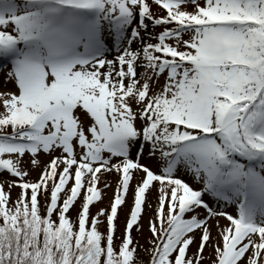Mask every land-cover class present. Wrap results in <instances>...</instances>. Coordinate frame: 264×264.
<instances>
[{
	"label": "snow or ice",
	"instance_id": "1",
	"mask_svg": "<svg viewBox=\"0 0 264 264\" xmlns=\"http://www.w3.org/2000/svg\"><path fill=\"white\" fill-rule=\"evenodd\" d=\"M0 64V264H264V0H0Z\"/></svg>",
	"mask_w": 264,
	"mask_h": 264
},
{
	"label": "rangeland",
	"instance_id": "2",
	"mask_svg": "<svg viewBox=\"0 0 264 264\" xmlns=\"http://www.w3.org/2000/svg\"><path fill=\"white\" fill-rule=\"evenodd\" d=\"M149 2L151 3V0H149ZM202 2V0H201ZM186 7L189 10H192V5L188 4L186 5ZM152 10L154 13H157L159 15H163L164 12L162 10H160L154 3L152 4ZM160 29L156 28L155 31L158 32ZM138 47V44H133V48ZM108 57L110 58V53L107 54ZM8 71V68H0V90H3L5 85L3 83V78H4V74ZM140 70L138 69V72ZM160 83H163V77H161L160 79ZM55 154H59L58 152ZM135 154V149L133 150V155ZM40 165L41 167L48 161L49 157L43 153L40 154ZM141 162L142 163H146L149 166L153 167V169H156V162L154 158H151L147 155V151H145V153L141 156ZM24 169H26L28 171V175L25 177V179H30V180H36L39 178V172L41 171V167H34L30 164L29 162V157L25 156L23 161H22V165H21ZM178 175L181 176V178L185 179L187 182H189L190 184H193L194 187H198L199 185L194 184L192 177L186 173H178ZM139 178V174L134 173V178L133 181L131 182L132 185L134 186L135 183L137 182ZM17 179L14 176L9 175L6 171H0V182H4V181H10V180H14ZM118 180V174L115 171L112 172H105L103 173V175L101 176V181L103 183L107 182L108 183V187L107 188H103V193L104 196L102 198L101 201L97 202L95 205V208L92 211V215H94L99 208L101 207H108V204L113 196V193L115 191V187H116V182ZM5 190H9L8 189V185L7 183L4 184ZM11 192V197L12 199H15L16 196L18 195V193L20 192V188L17 186H14L10 189ZM156 189L153 187L150 191V193L148 194V201L151 202V204L153 205V208H148L147 206H145L144 212L142 214L141 220H140V224L142 225V227L140 228L139 231L134 229L133 232V239L134 242H138L139 245H142L143 247H150L149 242H148V238L151 235L149 229H148V218L150 216H152L153 214V209L155 207V203H156ZM42 198L44 199V197H41L40 200L42 201ZM82 197L79 198L76 202V204L73 207V210H71V213L73 214V212L75 213V210L78 209L80 201H81ZM132 204V188L130 187L129 189V193L126 196V200L124 205L121 206L119 213H118V219L116 221L117 223V228H116V237L117 239H121L122 237V231H123V223L126 220V213H128L130 211V207ZM227 211H229L230 213L235 214V207L234 206H228L226 208ZM220 220V224L221 225H225L228 223V221L226 220V218L220 217L218 218ZM101 229L104 230L105 225L102 223L101 224ZM210 227L212 229V236L216 239L219 240L220 237L218 236L217 233V228H216V224H215V219H213L210 222ZM196 249V245L193 244L190 248L191 252L195 251ZM139 257L141 259H143L142 255H141V251L142 248L139 247ZM203 259L201 261V264H210L211 260L214 259V254H213V249L210 246H206L203 253H202Z\"/></svg>",
	"mask_w": 264,
	"mask_h": 264
},
{
	"label": "trees",
	"instance_id": "3",
	"mask_svg": "<svg viewBox=\"0 0 264 264\" xmlns=\"http://www.w3.org/2000/svg\"><path fill=\"white\" fill-rule=\"evenodd\" d=\"M40 201H41V200H40ZM43 205H44V199L42 198V201H41V207H43ZM69 215L71 216V213H70V212H69ZM72 217L75 218L74 215H72ZM134 229H135V227H134ZM134 229H133V231H132V235H133ZM115 237H116V232H115ZM121 237H122V236H121ZM121 239H122V238H121ZM121 239H117V237H116V239H115V244H116V245H119ZM148 248H149V247H143V248H142V251H141V255H142V257H143L142 260L145 261V262L148 260L149 253H148L147 251H144V249H148ZM139 252H140L139 247H137V254H138V255H139ZM190 252H191V250H190Z\"/></svg>",
	"mask_w": 264,
	"mask_h": 264
},
{
	"label": "bare ground",
	"instance_id": "4",
	"mask_svg": "<svg viewBox=\"0 0 264 264\" xmlns=\"http://www.w3.org/2000/svg\"><path fill=\"white\" fill-rule=\"evenodd\" d=\"M115 55H116V53L114 51L113 52H110V58H113Z\"/></svg>",
	"mask_w": 264,
	"mask_h": 264
}]
</instances>
